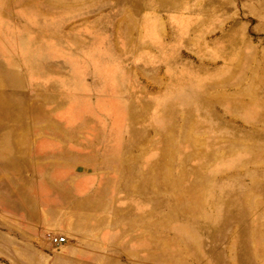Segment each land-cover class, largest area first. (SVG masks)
<instances>
[{"label": "rangeland", "instance_id": "obj_1", "mask_svg": "<svg viewBox=\"0 0 264 264\" xmlns=\"http://www.w3.org/2000/svg\"><path fill=\"white\" fill-rule=\"evenodd\" d=\"M0 264H264V0H0Z\"/></svg>", "mask_w": 264, "mask_h": 264}, {"label": "built area", "instance_id": "obj_2", "mask_svg": "<svg viewBox=\"0 0 264 264\" xmlns=\"http://www.w3.org/2000/svg\"><path fill=\"white\" fill-rule=\"evenodd\" d=\"M49 240L51 241V243L56 246L59 247L61 245H63L66 242V238H62L56 235H50L49 236Z\"/></svg>", "mask_w": 264, "mask_h": 264}]
</instances>
